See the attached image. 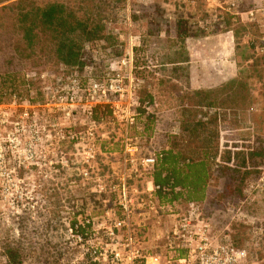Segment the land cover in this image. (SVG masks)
Masks as SVG:
<instances>
[{
	"label": "built area",
	"instance_id": "1",
	"mask_svg": "<svg viewBox=\"0 0 264 264\" xmlns=\"http://www.w3.org/2000/svg\"><path fill=\"white\" fill-rule=\"evenodd\" d=\"M238 3L226 0L220 10L231 13ZM137 46L129 36L116 59L90 55L81 71L43 75L38 101L0 104V193L32 171L54 178L55 194L81 187L84 199L60 200L59 220L82 264H247L246 250L214 240L197 206L180 214L157 199L151 176L165 148L151 147L156 128L143 124L155 104L141 98ZM97 110L107 115L95 119Z\"/></svg>",
	"mask_w": 264,
	"mask_h": 264
},
{
	"label": "rangeland",
	"instance_id": "2",
	"mask_svg": "<svg viewBox=\"0 0 264 264\" xmlns=\"http://www.w3.org/2000/svg\"><path fill=\"white\" fill-rule=\"evenodd\" d=\"M18 1L20 0H10L9 3ZM50 1L53 0H38V3ZM93 1L96 3L102 0ZM103 1L107 3V0ZM212 1L121 0L110 13V27L118 30V40L122 47L127 45L129 36L136 37L140 42V48L136 52L137 66L141 70L139 72L145 76L146 83L143 87L145 85L155 100L154 119L157 137L151 145L153 149L165 148L167 137L178 133L180 111L186 106L192 109L189 101L190 93L195 91L192 88L213 87L219 83L213 80L216 68H220L218 67L220 65L216 64L219 63L217 58L206 59L212 62V64L208 62L207 65H177L180 62L184 63L187 58L184 45L175 37L177 20H184L188 28L196 34L201 31L203 35L208 36L225 35L224 27L217 28L216 21L212 20L210 13L215 5L224 9L226 0L217 2L214 0L215 4ZM247 4H250L249 8L255 11V14L264 15V0H251ZM222 12V16L227 18L229 14L223 10ZM141 14L153 16V22L158 27L154 29L158 32L152 36L146 35L152 27L148 26L147 20L137 17ZM252 24L255 23H251L249 34L236 33L232 45L228 48L203 49V54L208 58L215 57L214 55L220 52L230 54L233 51L237 63L235 85L227 91L236 93L233 104L237 109H226L232 104L227 100L223 103L224 107L219 110L214 108L197 111L204 112L206 118L215 124L211 128L218 132L219 142L223 140L236 142L241 138H264V27L261 30L253 28ZM240 26L242 25L240 24L238 28ZM89 48L90 51L97 52L90 53L96 59L103 55L100 44H93ZM52 68V65L25 64L24 72L28 74V78H32L31 71L40 76L42 87L44 80L42 76L50 75ZM200 81L203 82L201 85L198 83ZM36 88L37 86H32L31 97H34ZM224 99L223 96L219 97L216 105ZM246 101L249 106L242 109L244 106L242 104ZM186 141L185 138L183 142ZM53 179L32 171L12 178L11 190L5 194L0 193V264L5 248L19 246L25 264H82L81 250L68 239L65 226L60 220L57 222L54 220L60 210V200L67 202L70 196L81 200L84 199V193L79 187L71 194L67 191L55 194ZM224 187L231 189L232 185L214 174L207 189L206 200L198 206L201 217L203 220L208 219L206 222L210 226L212 237L224 240V236H228L235 249L247 251L249 255L247 264H264V165L256 177L247 181L241 196L230 198ZM190 210L189 206L175 205L173 211L187 214Z\"/></svg>",
	"mask_w": 264,
	"mask_h": 264
},
{
	"label": "trees",
	"instance_id": "3",
	"mask_svg": "<svg viewBox=\"0 0 264 264\" xmlns=\"http://www.w3.org/2000/svg\"><path fill=\"white\" fill-rule=\"evenodd\" d=\"M120 1L53 0L42 4L38 0L15 3L0 0V103H9L13 97L31 102L40 99V76L31 71L32 78H28L24 72L25 64L52 65L50 75L57 74L59 68L70 72L81 71L91 65L92 58L87 49L96 43L102 46L104 57H120L123 47L118 40L119 32L110 27L109 20L110 13ZM137 17L147 20L148 26L152 27L147 36L158 32L155 31L158 27L153 22V16L141 14ZM217 21L215 26L226 30L227 18L221 16ZM202 35L201 31L193 33L184 20L175 22V37L181 45L186 39ZM138 43L134 50L135 76L145 84V76L137 66L139 40ZM34 85L37 86L36 93L31 97ZM233 85L235 78L217 88L190 93V107L193 110L186 106L180 111L178 133L167 137L163 156L151 176L153 185L158 187L156 197L160 203L173 207H198L206 200L214 174L232 185L231 189L224 187L225 193L230 198H236L242 195L247 181L260 173L264 165V138L219 142L218 132L211 128L215 124L206 118L204 112H197L198 109L219 110L227 100L232 104L226 109H237L233 104L236 93L227 92ZM142 91L141 98L155 104L153 95L145 85ZM222 96L225 99L216 105ZM247 102L242 104V109L248 108ZM100 114L107 115L97 110L94 118ZM143 124L146 132H150L155 128L156 121L153 117L146 118ZM185 138L187 141L184 143ZM104 147L111 151L117 149L115 144H105ZM58 220L59 212L54 221ZM2 259V264H25L20 246L5 248Z\"/></svg>",
	"mask_w": 264,
	"mask_h": 264
},
{
	"label": "crops",
	"instance_id": "4",
	"mask_svg": "<svg viewBox=\"0 0 264 264\" xmlns=\"http://www.w3.org/2000/svg\"><path fill=\"white\" fill-rule=\"evenodd\" d=\"M250 1L251 0H239L237 9L231 13H228L229 15L227 17L225 35H218V34H213L212 36L202 35L201 37L189 38L184 41V47L187 52V55H186L187 58L184 63L180 62L177 65H188V66H191L192 64L207 65L208 62L209 64L210 63L212 64V62H210V60L207 61L206 59H212V58L219 59V63L216 62V64L220 65L218 66L220 68H216V74L213 77L214 82H219V83L213 87L212 86L210 87L199 86L196 88H192L195 91L210 90V89H213V88H216L222 85L224 82L230 81L235 78L237 63H236V58L234 57L233 51L230 54L227 52L222 53L219 51L220 53L218 55H214L215 57L210 56L208 58L203 54V49L204 48H215V49L228 48L229 46L232 45V41L234 40L236 33L243 34V35L249 34V30L251 28L250 25L252 22L256 24V25L252 24L253 28L263 30L264 15L254 14L252 19H250L247 16V13L252 11L249 8L250 4H247ZM212 2H214L215 4L214 0ZM220 7L221 6H216V5L213 6L211 13H210V17L212 18V20L216 21V25L218 24L217 20H219L220 17L223 15L222 10H218L220 9ZM238 17L240 18V20ZM240 24L242 26L238 28ZM260 33H262V31ZM224 54L226 55L225 57H224ZM190 69L191 68H189V73H190L189 74V85H190V75H191ZM198 83H200L201 85L203 82L200 81ZM224 238L228 239V236H224ZM214 240L223 241L217 238H214Z\"/></svg>",
	"mask_w": 264,
	"mask_h": 264
}]
</instances>
